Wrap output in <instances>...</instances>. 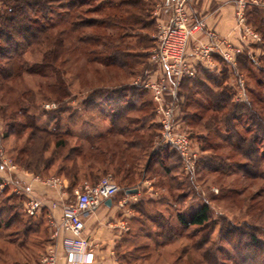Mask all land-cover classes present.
Wrapping results in <instances>:
<instances>
[{"label":"trees","instance_id":"trees-1","mask_svg":"<svg viewBox=\"0 0 264 264\" xmlns=\"http://www.w3.org/2000/svg\"><path fill=\"white\" fill-rule=\"evenodd\" d=\"M99 1L3 0L5 6L0 10V90L5 88V83L15 82L24 75H50L54 81L48 85V90L57 101L69 105L60 113L70 111V102L81 92H87V97L81 101L84 110L100 113L97 125L83 127L76 124L74 130L73 122H66L63 127L62 121H58L50 128L40 122L34 104L36 96L30 98L32 91H29L28 95L17 98L18 103L22 102L17 110L9 113L7 107L0 109V120L7 126L4 138L14 136L17 143L23 142L22 147L14 149V161L19 167L32 173L42 166L47 172L55 168V176L67 179L73 189L81 182L95 185L112 171L120 185L126 186V193L137 189L131 187L135 179L152 172L167 179L165 184L172 191L174 177L169 176L174 174L182 160L168 148H156L159 126L155 122L154 105L144 98L145 91L126 82L143 69L146 73L150 67L152 15L145 10L141 0H103L95 5ZM56 5L63 13L54 10ZM251 15V23L264 40V13ZM39 51H43L40 62L31 64L26 60L27 55ZM82 56L87 58L83 73L69 83L66 79L68 67ZM258 61L264 64V57ZM252 62L245 54L239 59V67L249 71L251 78H256L248 68L254 65ZM221 65L217 76L202 71L194 79L183 82L181 96L184 102L177 104L178 118L193 130L192 137L201 136L203 152L222 148L231 152L228 164L214 158H200L198 168L204 166L210 173L222 175L235 168L248 181L264 180V95L261 92L264 81L257 79L258 89L248 90V106L237 104L227 85L228 68L223 63ZM62 66L66 71L60 68ZM260 73L264 76V67ZM114 81L119 83L117 87L112 86ZM78 88L81 92L76 93ZM131 91L138 92L136 96L140 103L132 96L128 97L127 93ZM112 96H117L118 100ZM112 106L116 109L108 112ZM134 113L137 117L131 116ZM18 118L24 119V123ZM103 124L107 127L98 132ZM203 131L208 137L200 135ZM209 137L212 143L206 142ZM49 151L51 155L46 157ZM175 158L178 164L177 161L168 164ZM36 174L40 175V172ZM10 188L0 189L1 194ZM229 194L224 197H231ZM8 200L15 203L0 206V264L28 263L31 258L26 251L32 248V218L23 210L24 195L13 193ZM143 204L138 203L135 212L145 210ZM140 208L141 212L137 210ZM210 211V206L205 204L189 218L178 215L177 222L185 230L197 228L208 233L212 225ZM261 216L263 218L262 212ZM245 226L246 230L250 229L249 234L230 222L222 227L220 240L228 244L233 254L226 249L217 251L231 264H264V241L259 239L257 232L260 229ZM159 228L163 230L161 247L171 245L180 237L171 225ZM19 233L23 239L16 235ZM130 237L131 234L127 236ZM127 243L128 239L124 245ZM212 243L207 234L194 245V249L201 250ZM121 252L119 260L123 264ZM21 255L24 256L23 263H20ZM204 256L213 263L219 261L210 249Z\"/></svg>","mask_w":264,"mask_h":264},{"label":"rangeland","instance_id":"rangeland-1","mask_svg":"<svg viewBox=\"0 0 264 264\" xmlns=\"http://www.w3.org/2000/svg\"><path fill=\"white\" fill-rule=\"evenodd\" d=\"M100 1L95 3V5H98ZM141 1L142 5L144 4L145 6V10L151 13L152 20L154 22L151 28L152 31L149 32V38L152 40V44H150L152 48L149 50V53H151L157 47V41L155 37L158 32L159 21L164 23L168 22L173 17L178 4L184 3L186 6L188 0ZM205 1H211V8L217 6L218 4L232 7L235 15L236 30L238 27L237 13H241L244 23L242 26L246 29H249L250 33H248L245 29L244 33L242 30L238 31V36L243 34L247 38L250 37L251 39H254V36L257 35L260 40L247 41L248 46L245 47V52L242 55V57H244L246 54L251 58V61H254V63L252 62L254 65H249L248 68L250 71H252V74H255L256 78H251L249 76V71L240 69L239 59L241 57L238 59L236 70L232 67H227L229 72L227 76V85L232 100L237 104L246 106L250 102V94L248 90L258 89L255 82L257 79L264 81V76L260 73V69L264 67V64L258 61L260 58L264 57V40L260 32L257 31L251 23V13H264V0H198L200 3ZM190 4L196 5V0ZM4 6L3 0H0V10L3 9ZM54 8V10H56L58 13H63V11L59 9V6L56 5ZM186 10L189 13H194L190 6H186ZM250 52L254 54V57H252ZM42 54L43 51H39L35 53V55L29 54L25 58L29 63L32 64L35 62H40L42 60ZM86 60L87 58L82 56L77 61H73V64L68 67L69 70L66 72V79L69 83L74 81L76 77L79 76V74L82 75L83 68L87 64ZM149 64L150 67L146 73H144L145 69L142 68L143 70L139 75L127 80L126 82L131 83L134 86L136 81L146 79L151 72L156 70V67L150 62V58ZM60 68L63 71L66 69L64 66ZM221 69L222 65L220 66L219 72L214 73L215 76L220 74ZM51 77L52 76L50 75L46 77L24 75L21 79L16 80L15 82L5 83V88L0 90V109H5V107H7V112L9 113L11 111L17 110L22 103H18V101H16L17 98H20L25 94L28 95V92L32 91V97L30 96V98L33 99V97L36 96V98H34V104L37 106V114L38 117H40V122L42 124H48L50 128H53V125H55V123L58 121H62L63 127L66 122H73L71 126L74 130L77 129L75 127L76 124H80L79 126L83 127H86L87 124L97 125V123H99L98 121H100V113L84 110V107L81 105V101L87 97V92L82 93L79 88L75 89V91L76 93H81H78V95H76V99L70 102L72 109L68 112L60 113L61 109H65L69 105H67V102L57 101L56 97L48 90V85L54 81ZM240 79H242L244 82V101L238 102V91H242V89L239 87ZM116 85L118 86L119 83L114 81L112 86ZM261 89L262 95H264V85L261 87ZM136 93L138 92L131 91L128 92L127 95L128 97L132 96L134 101L140 103L141 100L138 96H136ZM146 94L147 95L144 96V98L153 103L151 94L147 92ZM112 97L114 100H118L117 96ZM181 98V101L184 102V97L181 96ZM197 99L199 98L197 97ZM97 102H99V100H97ZM106 107H109V104H107ZM154 108L155 107H153V109ZM111 109L116 108L115 106H112L108 109V112L111 111ZM179 112L180 110H176V117L178 120V115L180 114ZM244 112L247 113L245 110ZM131 116L137 117V114L134 113L131 114ZM154 116L155 122L157 123L156 114H154ZM18 121L20 123H24V119L22 118H18ZM104 127H107V125L103 124L97 131L102 132ZM6 128V123H3L2 120H0V155H4L6 157L9 163H11L14 167V170L12 175L8 174L7 172H0V185H2L5 179L10 176L13 178L16 186L21 187L26 186L28 183V178L31 179L32 176L33 178L41 177L44 179L55 176V168L51 172H47L42 166L37 172L32 173L19 167L14 161V157L16 156L14 149L16 147H22L23 142L17 143V139L14 136L4 138ZM181 131L187 133L191 138H193V144L199 152V161L200 158H205L207 160L214 158L223 160L225 164L230 163L228 161V154L231 153L230 150L222 148L214 152L209 150L207 152H203L202 146L200 144L201 136L192 137L191 134L193 133V130L185 126L182 121ZM200 135H203L202 137H208L207 132L204 131L201 132ZM206 142L212 143V139L209 137L207 138ZM219 143L221 142L219 141ZM50 155L51 152L49 151L46 157H49ZM175 161H177L176 158L172 159L170 162H168V164L175 163ZM199 161L194 172H187L183 166V163L181 164L179 162L178 168L175 170L174 174L169 176V178L174 177L175 188L172 191H170L169 186L165 184L167 179L156 176V174L153 172L147 174L144 173L142 177H138L133 181L134 183L131 185V187H136L140 192L139 195H136V200L133 201H135V203L137 202V204L144 203V207L142 209L145 210L142 211L141 208L137 209L139 212L142 211L141 213H143V215L141 213L135 212L134 222L129 223L128 228H130L129 233L131 234V237L127 238V236H125V239H128L129 243L124 245V248L121 250L122 258L124 260L123 264H231L226 260V256H224V254L217 251L218 249H226V251L230 252V255L233 254L228 244L220 240L221 228L226 226L228 222L236 227H239L242 231H247V234L250 233V229L246 230L245 225H251V227L260 229L257 231L259 239L264 241V180L255 179L248 181L244 178L241 172H237L239 169L235 168H231L230 172L226 173L225 175H222L221 173H210L209 170L204 169V166L198 168ZM141 163L143 164V162ZM39 172L40 175H37L36 173ZM107 175H111L114 178L121 189L120 192L126 189V186L120 185L118 179L115 178V175L112 171ZM163 177L165 176L163 175ZM14 190L15 189L12 186L8 191L3 192L2 194L0 192V206L3 204L10 206L15 203L12 200H8V197L15 193ZM260 192H262V195H260ZM228 193L231 194V197H224V195H227ZM66 197H68V199L66 198L65 202H70L73 200V194H68ZM26 199L27 198L25 197V200ZM205 204H208L211 209L210 221L212 225L209 228L210 232H200L197 230V228L185 230L179 226L177 222L178 215H183L189 218L195 211H198ZM252 206L254 207L252 208ZM261 212L263 213V218L261 216ZM161 225H164L165 227L167 225H171L178 231L180 235V237L174 243L167 247H161V234L163 233V230L159 228ZM13 230L16 231L17 228L14 227ZM207 234L210 235L213 243L203 246L201 250L194 249V245ZM16 235L19 236V239H23L21 237V233ZM236 239H239V236H236ZM208 249L213 251L216 256L219 257V261L217 263H213L212 261L208 260L206 256H204Z\"/></svg>","mask_w":264,"mask_h":264},{"label":"built area","instance_id":"built-area-1","mask_svg":"<svg viewBox=\"0 0 264 264\" xmlns=\"http://www.w3.org/2000/svg\"><path fill=\"white\" fill-rule=\"evenodd\" d=\"M238 31L245 32L242 25L243 17L237 13ZM250 33L249 29H246ZM157 47L150 54V62L156 67L144 80H138L134 86L151 94L154 105L159 133L156 147H165L176 153L182 160L187 172H194L199 161V152L193 144L192 138L181 131V121L176 118L177 103L182 100L183 82L194 79L200 72L217 73L223 63L227 67L237 69L238 59L248 46L247 41H260L243 34L233 40L220 35L210 28L205 19H195L186 10L184 3L178 4L173 17L166 23L159 21L158 32L155 37ZM193 46V61L189 60L188 49ZM250 45V44H249ZM251 53V52H250ZM252 57H254V54ZM243 80L240 79L237 100L244 101ZM14 167L4 155H0V172L13 173ZM42 185L56 189L63 188L60 178L44 179L36 177ZM14 187V192L24 195L27 199L23 203L24 212L29 217H36L42 202L32 199V177L26 186H16L10 176L0 186L1 191L6 187ZM121 189L111 175L103 177L95 185H84L73 193V200L65 202L59 221L52 220L53 236L61 240L63 255L72 262H80L88 251L92 249L90 241L85 236L84 218L98 209L105 201L115 198ZM68 199V198H67ZM58 254L49 248L40 258V264H57Z\"/></svg>","mask_w":264,"mask_h":264},{"label":"crops","instance_id":"crops-1","mask_svg":"<svg viewBox=\"0 0 264 264\" xmlns=\"http://www.w3.org/2000/svg\"><path fill=\"white\" fill-rule=\"evenodd\" d=\"M191 2H195V0H188L186 6L193 9L194 13L191 14L195 19H205L207 25L220 35L237 39L238 34L232 7L218 4L211 8V1L200 3L196 0V5H191ZM193 46L194 43H191L188 49L190 61L194 60ZM57 178L63 181L62 189L44 186L34 180L32 176V199L40 200L42 209L36 217H32V248L26 251V254L30 258L32 255V258L28 263H23L25 260L21 255L22 263L40 264L41 256L49 248H53L58 254L57 264H121L119 251L124 247L125 236L130 235L128 227L129 223L134 220L137 205V202L135 203L133 200H136V195L140 193L139 190L136 189L135 194L120 192L110 202L105 201L98 209L84 218L85 236L90 241L92 249L86 253L81 263H77L63 255L61 240L53 236L52 220L59 221L61 219L62 207L65 199L68 198L66 195L73 194L77 188L91 184L81 182L73 189L67 179L59 176ZM28 182H31L30 178H28Z\"/></svg>","mask_w":264,"mask_h":264},{"label":"water","instance_id":"water-1","mask_svg":"<svg viewBox=\"0 0 264 264\" xmlns=\"http://www.w3.org/2000/svg\"><path fill=\"white\" fill-rule=\"evenodd\" d=\"M137 192V190H131V191H128L127 194H135ZM107 202H110V200H108Z\"/></svg>","mask_w":264,"mask_h":264}]
</instances>
